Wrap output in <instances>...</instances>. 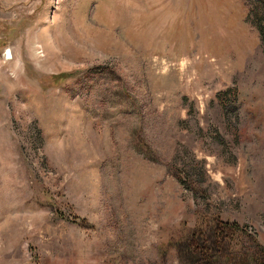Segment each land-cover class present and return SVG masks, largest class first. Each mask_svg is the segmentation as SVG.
Here are the masks:
<instances>
[{
  "label": "rangeland",
  "instance_id": "obj_1",
  "mask_svg": "<svg viewBox=\"0 0 264 264\" xmlns=\"http://www.w3.org/2000/svg\"><path fill=\"white\" fill-rule=\"evenodd\" d=\"M262 249L264 0H0V264Z\"/></svg>",
  "mask_w": 264,
  "mask_h": 264
},
{
  "label": "trees",
  "instance_id": "obj_2",
  "mask_svg": "<svg viewBox=\"0 0 264 264\" xmlns=\"http://www.w3.org/2000/svg\"><path fill=\"white\" fill-rule=\"evenodd\" d=\"M250 260L251 264H264V250L262 249L257 255H253Z\"/></svg>",
  "mask_w": 264,
  "mask_h": 264
},
{
  "label": "bare ground",
  "instance_id": "obj_3",
  "mask_svg": "<svg viewBox=\"0 0 264 264\" xmlns=\"http://www.w3.org/2000/svg\"><path fill=\"white\" fill-rule=\"evenodd\" d=\"M6 54V53H5Z\"/></svg>",
  "mask_w": 264,
  "mask_h": 264
}]
</instances>
